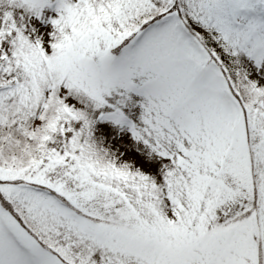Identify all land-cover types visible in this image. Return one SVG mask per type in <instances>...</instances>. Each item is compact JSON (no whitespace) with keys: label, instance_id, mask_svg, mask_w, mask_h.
Returning <instances> with one entry per match:
<instances>
[{"label":"snow or ice","instance_id":"obj_1","mask_svg":"<svg viewBox=\"0 0 264 264\" xmlns=\"http://www.w3.org/2000/svg\"><path fill=\"white\" fill-rule=\"evenodd\" d=\"M0 264H264V0H0Z\"/></svg>","mask_w":264,"mask_h":264}]
</instances>
